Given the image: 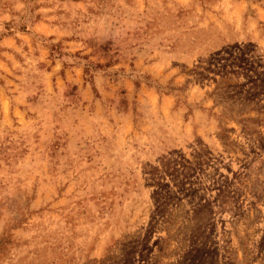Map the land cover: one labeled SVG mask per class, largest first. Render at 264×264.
<instances>
[{
    "label": "rangeland",
    "instance_id": "374dc122",
    "mask_svg": "<svg viewBox=\"0 0 264 264\" xmlns=\"http://www.w3.org/2000/svg\"><path fill=\"white\" fill-rule=\"evenodd\" d=\"M0 264H264V0H0Z\"/></svg>",
    "mask_w": 264,
    "mask_h": 264
}]
</instances>
